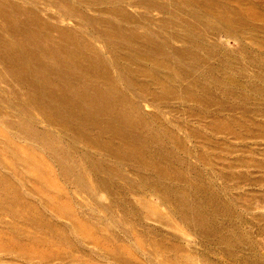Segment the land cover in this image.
Listing matches in <instances>:
<instances>
[{
  "label": "rangeland",
  "instance_id": "rangeland-1",
  "mask_svg": "<svg viewBox=\"0 0 264 264\" xmlns=\"http://www.w3.org/2000/svg\"><path fill=\"white\" fill-rule=\"evenodd\" d=\"M185 1L0 0V96L29 98L16 114L95 193L24 140L1 146L31 209L0 213V264H264V0Z\"/></svg>",
  "mask_w": 264,
  "mask_h": 264
},
{
  "label": "bare ground",
  "instance_id": "bare-ground-1",
  "mask_svg": "<svg viewBox=\"0 0 264 264\" xmlns=\"http://www.w3.org/2000/svg\"><path fill=\"white\" fill-rule=\"evenodd\" d=\"M154 1H157V0H154ZM160 1V0H159ZM187 1V0H186ZM185 1V2H186ZM197 1H199V0H196V2ZM206 1H208V0H206ZM206 1H205V3H206ZM211 2H212V0H210ZM229 1V0H228ZM242 1V0H241ZM247 1V0H246ZM2 2V1H1ZM142 2V1H141ZM188 3H190V1L188 0L187 1ZM195 2V1H194ZM199 2H201V1H199ZM198 2V3H199ZM216 2H218L217 0H216ZM230 2V1H229ZM234 2V1H233ZM239 2H240V0H239ZM7 3V2H6ZM158 2H153V4L154 5H156ZM183 3V2H182ZM207 3H209V2H207ZM240 3H242V6H243V3H244V0H243V2H240ZM152 4V5H153ZM187 4V3H186ZM192 4V3H191ZM218 5H219V3H217ZM225 4H226V2H225ZM2 3H0V15L2 16V15H6L7 17H6V19L9 21L10 19H12L11 18V16L10 15H8V13L6 14L5 12H3V10H2ZM5 5H7L8 6V4H5ZM13 5V4H12ZM138 5H140L141 6V4H138ZM164 5V4H163ZM167 4H165V6H166ZM207 5V4H206ZM210 5H212V6H209L210 8L212 7V8H214L215 9V5H213L212 3L210 4ZM227 5V4H226ZM235 5H236V3H235ZM241 5V4H240ZM244 5H245V3H244ZM198 6H199V4H198ZM220 6V5H219ZM218 6V7H219ZM225 6V5H224ZM229 6V5H228ZM138 7V6H137ZM200 7V6H199ZM203 7L205 8V6H204V3H203ZM208 7V9H210ZM155 8V7H154ZM179 8V7H178ZM182 8V7H181ZM191 8H192V5H191ZM206 8H207V6H206ZM219 8H221V6L219 7ZM223 8V7H222ZM221 8V9H222ZM230 8H233V10L235 11L236 9V7H232V6H230ZM158 9V8H157ZM202 9V8H201ZM208 9H207V11H208ZM214 9H213V12H215L214 11ZM224 9V8H223ZM226 9H227V7H226ZM125 10H126V8H125ZM146 10H148L147 8H146ZM162 10V9H161ZM186 10V9H185ZM217 10V9H216ZM219 10V9H218ZM225 10V9H224ZM114 11V10H113ZM112 11V12H113ZM118 11V8L116 9V11H114L115 13ZM126 11H128V10H126ZM164 11V10H163ZM167 11H169V10H167ZM178 11V10H177ZM184 11V10H183ZM221 10H219L218 12H220ZM225 11H227V10H225ZM228 11H229V9H228ZM227 11V12H228ZM234 11H233V13H234ZM236 11H239V7H238V10H236ZM235 11V12H236ZM119 13L121 12V10H119L118 11ZM117 12V13H118ZM129 12V11H128ZM127 12V14H130L131 15V13H128ZM174 12V11H173ZM185 12V11H184ZM117 13H116V16H117ZM122 13V12H121ZM124 13V12H123ZM179 13V12H178ZM197 13H199L198 11L196 12V14ZM206 13V12H205ZM212 13V12H211ZM210 13V14H211ZM222 13V12H221ZM224 13V12H223ZM239 13V12H238ZM124 14H126V13H124ZM124 14H118L119 16L120 15H124ZM181 14V13H180ZM201 14V13H200ZM213 14V13H212ZM229 14V13H228ZM237 14V13H236ZM164 15V14H163ZM185 15V14H184ZM184 15L182 14V16L184 17ZM198 15V14H197ZM202 15V14H201ZM214 15V14H213ZM226 15V14H225ZM239 15V14H238ZM13 16V15H12ZM125 16V15H124ZM128 16V15H127ZM135 16V15H134ZM186 16V15H185ZM223 17H224V14L222 15ZM228 16V15H227ZM226 16V17H227ZM230 16H233V17H235L233 14L232 15H230ZM118 17V16H117ZM129 17V16H128ZM142 17V16H141ZM164 17V16H163ZM166 17V16H165ZM197 17H200L199 15L197 16ZM215 17H216V15H215ZM222 17V18H223ZM125 18V17H124ZM123 18V19H124ZM130 18V17H129ZM132 18H134L133 17V14H132ZM192 19H193V17H191ZM225 18V17H224ZM224 18L222 19L223 21H225L226 19L229 21L230 19L232 20V17L230 18V19H228V18H225V20H224ZM251 19H254L253 17H250ZM121 19V18H120ZM138 19H140L139 17H138ZM137 18H136V21L138 20ZM181 19V18H180ZM186 19V18H185ZM200 19V18H199ZM219 19V18H218ZM240 19V18H239ZM244 19H246V18H244ZM248 19V18H247ZM38 20V19H37ZM126 20H128V18H126ZM165 20V19H164ZM168 20V19H167ZM188 20V21H187ZM187 22L189 23V18L187 17ZM194 20V19H193ZM196 20H198V19H196ZM195 20V21H196ZM226 20V21H227ZM242 20H243V17H242ZM174 22H175V19L173 20ZM177 21V20H176ZM204 21H206V20H204ZM235 21V20H234ZM244 21H246V20H244ZM244 21L242 22V24H244ZM164 22V21H163ZM166 22V21H165ZM198 22H199V25H200V21L198 20ZM198 22L196 23V22H194L193 21V24L194 23H196L197 25H198ZM233 22V21H232ZM232 22H230V23H232ZM236 22V21H235ZM239 22V21H238ZM49 23V22H48ZM172 23V22H171ZM212 23V22H211ZM247 23V22H246ZM172 24H174V23H172ZM207 25L209 24V23H206ZM213 24V23H212ZM212 24H210V27L212 26ZM234 24V23H233ZM239 24H240V22H239ZM106 25V24H105ZM232 25V24H231ZM231 25H229V26H231ZM237 25V24H236ZM196 26V25H195ZM201 27L203 26L202 24L200 25ZM205 26V25H204ZM203 26V27H204ZM209 26V25H208ZM228 26V27H229ZM234 26V25H233ZM9 27V26H8ZM18 27V26H17ZM4 28V27H3ZM205 28V27H204ZM216 28V27H215ZM23 29V28H22ZM65 30V29H64ZM63 30V31H64ZM200 30H202V28L200 29ZM215 30V29H214ZM2 32V31H1ZM6 32V31H5ZM107 32H108V30H107ZM17 33V32H16ZM64 34H66V31H65V33ZM107 34V33H106ZM4 35V34H3ZM11 35V34H10ZM62 35V34H61ZM172 35V34H171ZM64 37V36H63ZM112 37V36H111ZM43 38V37H42ZM65 39V38H64ZM132 41V40H131ZM135 41V40H134ZM23 42V41H22ZM77 43V42H76ZM83 43V42H82ZM57 44V43H56ZM83 45V44H82ZM5 46H6V49L7 50H9L10 52H12V53H16V55H20V51H19V49L16 47V45H14L12 42H9V41H6V43H5ZM23 46V45H22ZM34 46V45H33ZM4 47V46H3ZM44 47V46H43ZM47 47V46H46ZM77 48V47H76ZM49 49V48H48ZM78 49V48H77ZM82 49V48H81ZM66 50V49H65ZM33 51V50H32ZM50 54V53H49ZM5 55H6V53H5ZM149 55V54H148ZM8 56V55H7ZM9 57V56H8ZM22 57V56H21ZM20 57V58H21ZM64 57H65V55H64ZM147 57H149V56H147ZM94 59V58H93ZM15 61L17 62V60L15 59ZM1 64V63H0ZM19 65V64H18ZM91 66V65H90ZM97 66V65H96ZM95 66V67H96ZM9 69V68H8ZM10 70V69H9ZM13 72V71H12ZM57 72V71H56ZM14 73V72H13ZM51 73V72H50ZM15 74V73H14ZM43 78V77H42ZM47 78V77H46ZM27 79V78H26ZM22 81V80H21ZM34 81V80H33ZM1 82V81H0ZM54 82V81H53ZM31 83V82H30ZM6 84V83H5ZM7 85V84H6ZM13 85V84H12ZM15 85V84H14ZM57 85V84H56ZM11 86V85H10ZM50 87V86H49ZM10 88V87H9ZM9 88H7V89H9ZM24 89V88H23ZM52 89V88H51ZM56 89V88H55ZM19 91H21L20 90V88H19ZM50 91V90H49ZM23 92V91H22ZM25 92V91H24ZM54 93V92H53ZM99 94V93H98ZM21 95H22V93H21ZM59 96V95H58ZM70 96V95H69ZM31 98V97H30ZM62 98V97H61ZM60 98V99H61ZM54 99V98H53ZM28 101H29V98H28V100H25V101H21V100H19V99H16V98H14V99H6L5 97H3V96H0V125H2V126H5L6 128H8L11 132H12V134L13 135H9V137H5V138H3L4 140H2L1 138H0V147L1 146H3V145H5V147H7V145H12V140L14 139V138H17V139H22V140H24L25 142H27L26 144H27V146L30 148V147H32V148H35L36 150H38V151H40L41 153H43V154H45L46 156H47V158L49 159V161H51V163L53 162L56 166H57V168H58V170H59V173H60V175L65 179V180H67L68 182H70L71 184H74L75 186H77V188L79 189V190H81V191H83V192H85V194L87 193L89 196H91V197H94V195H95V193H94V191L92 190V189H90V188H88V186L86 185V183H85V181H84V178H85V175L87 174H85L84 173V169H83V167H81V164H80V162L74 157V155L71 153V151H70V149H69V147H67L66 145H64L60 140H59V138H58V136H57V134H56V132L51 128V127H49V125H48V127H42L38 122H36L34 119H32V118H29V117H27V116H23V115H17L16 114V111H18L19 110V108H21L22 106H26L27 104H28ZM30 101H31V99H30ZM50 106H51V104H49ZM34 106V105H33ZM9 108V111H6L4 108ZM47 108V107H46ZM54 108V107H53ZM96 108V107H95ZM108 109V108H107ZM111 109V108H110ZM26 110V109H25ZM28 110V109H27ZM53 111V110H52ZM98 111V110H97ZM44 112V111H43ZM47 112V111H46ZM54 112V111H53ZM82 112H84V111H82ZM28 113V112H27ZM56 113V112H55ZM98 113V112H97ZM106 113V112H105ZM47 114V113H46ZM121 114V113H120ZM43 115V114H42ZM57 115H59V114H57ZM44 117H46V120L47 119H49L48 117H50V116H45V115H43ZM52 116V115H51ZM53 117V116H52ZM58 118V117H57ZM45 120V119H44ZM50 120V119H49ZM48 120V121H49ZM82 120V119H81ZM51 121V120H50ZM127 121H128V119H127ZM45 122V121H44ZM47 122V121H46ZM51 124V123H50ZM61 124V123H60ZM109 124V123H108ZM112 124V123H111ZM58 126V125H57ZM61 127V126H60ZM67 127V126H66ZM85 127V126H84ZM79 128V127H78ZM92 128V127H91ZM134 128V127H133ZM118 130V129H117ZM120 131V130H119ZM74 132H76V131H74ZM115 133V132H114ZM124 133V132H123ZM79 135V134H78ZM83 135V134H82ZM123 135V134H122ZM81 136V135H80ZM128 136V135H127ZM3 137V136H2ZM82 137V136H81ZM83 138V137H82ZM129 138V137H128ZM128 140V139H127ZM15 142V141H14ZM13 142V143H14ZM15 144V143H14ZM20 144V143H19ZM97 144V143H96ZM110 144V143H109ZM99 146V145H98ZM19 147V146H18ZM23 147V146H22ZM8 149V148H7ZM7 149H5V150H7ZM19 149H21V148H19ZM25 149H27V148H25ZM4 150V149H3ZM9 150V149H8ZM22 150V149H21ZM115 150H116V148H115ZM26 151V150H25ZM104 151V150H103ZM0 152H2L1 150H0ZM5 152V151H4ZM20 152V151H19ZM3 153V152H2ZM22 152H20V154H21ZM4 155H5V153H3ZM8 154L10 155V157H16V155H17V153H16V151L15 150H9V152H8ZM23 154V153H22ZM32 154V153H31ZM25 155V154H24ZM30 155H28V158H29V161H30V157H29ZM17 157H18V155H17ZM26 158V157H25ZM11 159V158H10ZM18 159H20V158H18ZM12 160V159H11ZM14 160V159H13ZM13 160H12V162H13ZM22 160V159H21ZM20 160V161H21ZM5 161V160H4ZM3 161V159H1V157H0V167H3V168H5V169H7V171H9V172H7V171H1V169H0V186H2V188H0V213H5V214H10V215H12L13 217L14 216H16L18 213L19 214H21L20 213V211H22V210H24V209H31V207L27 204V203H17L18 202V200H20V198L22 197V194H21V192L19 191V189H18V186H17V184L18 183H16L15 181V178L14 179H12V177H13V174L11 173V171L13 172V170L11 169L12 167L8 164V162L6 163V162H4ZM19 161V160H18ZM23 161V160H22ZM24 163H26L25 161H23ZM14 163V162H13ZM28 163V162H27ZM19 164V163H18ZM29 164H31V163H29ZM39 164V163H38ZM14 165V164H13ZM27 165V164H26ZM32 165H33V163H32ZM40 165H41V163H40ZM22 166H24V165H22ZM38 167H39V165H37ZM11 167V168H10ZM15 167V166H14ZM20 168V167H19ZM42 168V167H41ZM36 169V168H35ZM37 169H39V168H37ZM15 170H17V169H15ZM40 170V169H39ZM21 171V170H20ZM87 172V171H86ZM16 174H17V172H16ZM59 175V174H58ZM17 176H18V174H17ZM33 176V175H32ZM61 177V178H62ZM36 178V177H35ZM20 179V178H19ZM23 179V178H22ZM32 179V178H31ZM38 179V178H37ZM24 181V180H23ZM37 182V181H36ZM41 184V183H40ZM30 189H32V188H30ZM29 189V190H30ZM38 190V189H37ZM41 190V189H40ZM31 191V190H30ZM32 191H33V189H32ZM38 192V191H37ZM36 192V193H37ZM76 192H78V190H76ZM33 193V192H32ZM34 193H35V191H34ZM86 194V195H87ZM37 195V194H36ZM87 195V196H88ZM41 196V195H40ZM44 196V195H43ZM44 197H47V196H44ZM41 198V197H40ZM43 198V197H42ZM44 199V198H43ZM46 199V198H45ZM49 199V198H48ZM56 199V198H55ZM42 201V200H41ZM48 201V200H47ZM53 201H56V200H54L53 199ZM45 202V201H44ZM46 203V202H45ZM48 203H49V201H48ZM52 203V202H51ZM51 203H49V204H51ZM45 206H46V204H45ZM50 206V205H49ZM18 207V208H17ZM100 207V206H99ZM36 208V207H35ZM32 209H33V207H32ZM39 211V210H38ZM38 211H37V213H38ZM36 212V211H35ZM71 213V212H70ZM21 215H23V214H21ZM41 215V214H40ZM17 217V216H16ZM40 217V216H39ZM41 217H43L42 215H41ZM37 218V217H36ZM25 220H27L28 222L29 221H32V219L31 220H29V219H25ZM36 220V219H35ZM17 221V220H16ZM41 221V220H40ZM40 221H39V223H40ZM42 221H44V220H42ZM48 221V220H47ZM33 222V221H32ZM36 222H38V221H36ZM35 222V223H36ZM45 222V221H44ZM34 223V222H33ZM4 224H7L6 222H4ZM15 224H17V223H15ZM28 224V223H27ZM37 224V223H36ZM48 224H50V223H48ZM11 225V223H9V226ZM31 225V224H30ZM39 225V224H38ZM41 225V224H40ZM45 228H46V226L44 225V224H42ZM46 225H47V223H46ZM56 225V224H55ZM43 226H41V227H43ZM48 226V225H47ZM51 226V225H50ZM52 226H53V224H52ZM12 227V226H11ZM55 227V226H54ZM56 227H58V225L56 226ZM10 228V227H9ZM13 228V227H12ZM50 228H53V227H50ZM59 229V228H58ZM15 230V229H14ZM47 230V229H46ZM53 231H55L54 229H52ZM51 230V231H52ZM57 230V229H56ZM62 230V229H61ZM50 231V230H49ZM52 231V232H53ZM57 232V231H56ZM63 232V231H62ZM58 234V233H57ZM60 234V233H59ZM63 234H64V232H63ZM63 234L61 233V235H59L58 237H62L61 238V240L63 241V239H64V236L66 235V234H64V236H63ZM66 237V236H65ZM67 238V237H66ZM65 238V239H66ZM53 239H57V236H56V238H53ZM53 239L51 240L52 241V243H54L53 242ZM43 240V239H42ZM41 240V241H42ZM47 240V239H46ZM49 240V239H48ZM47 240V241H48ZM40 241V240H39ZM40 241V242H41ZM44 241V240H43ZM54 241H56V240H54ZM50 242V241H49ZM51 243V242H50ZM50 243H48V244H50ZM56 243V242H55ZM21 250V249H20ZM45 257V256H44ZM47 259V258H46ZM45 260V259H44Z\"/></svg>",
  "mask_w": 264,
  "mask_h": 264
}]
</instances>
